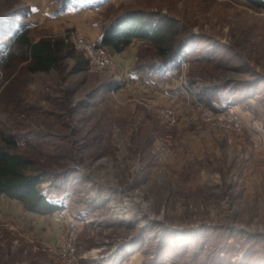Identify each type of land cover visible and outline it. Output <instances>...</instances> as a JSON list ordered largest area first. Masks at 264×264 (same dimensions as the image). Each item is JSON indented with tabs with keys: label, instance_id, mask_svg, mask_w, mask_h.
Instances as JSON below:
<instances>
[{
	"label": "rangeland",
	"instance_id": "rangeland-1",
	"mask_svg": "<svg viewBox=\"0 0 264 264\" xmlns=\"http://www.w3.org/2000/svg\"><path fill=\"white\" fill-rule=\"evenodd\" d=\"M131 11L180 27L171 65L138 40L110 55L113 70L89 69L70 46L48 72L5 58L20 29L90 38ZM150 99L176 123L148 111ZM215 104L233 107L242 129L199 115ZM1 136L46 173L40 189L79 226L83 264H264V10L245 0H0ZM3 219L0 264H59Z\"/></svg>",
	"mask_w": 264,
	"mask_h": 264
},
{
	"label": "trees",
	"instance_id": "trees-1",
	"mask_svg": "<svg viewBox=\"0 0 264 264\" xmlns=\"http://www.w3.org/2000/svg\"><path fill=\"white\" fill-rule=\"evenodd\" d=\"M64 1L67 6L71 4L79 6L80 4L84 6L95 4L97 6L103 3V0ZM245 1L254 8L264 10V0ZM162 20L155 18L152 14L134 11L123 13L106 24L98 25V44L104 47L109 55H115L123 52L134 40L148 41L153 44L163 62L171 65L174 61L173 56L180 48L176 47V37L179 36L181 29L169 21L162 23ZM12 43L14 47H10L12 51L9 48L5 53V58L7 59L11 52L19 53L25 60H28L30 72H48L58 67L63 56L73 54L71 51L73 49L68 47L64 38L40 37L38 40H31L29 31L24 28L12 34ZM75 66V68L83 69L79 64ZM109 86L105 87V92L109 90ZM206 100L209 101L210 97ZM0 138H2L0 144V203L3 198L15 200L22 205L24 211L38 215L59 212L62 205L59 202L52 203L40 189L46 173L32 170L33 160L15 151L17 143L10 136Z\"/></svg>",
	"mask_w": 264,
	"mask_h": 264
},
{
	"label": "built area",
	"instance_id": "built-area-1",
	"mask_svg": "<svg viewBox=\"0 0 264 264\" xmlns=\"http://www.w3.org/2000/svg\"><path fill=\"white\" fill-rule=\"evenodd\" d=\"M65 41L74 50L81 52L87 63V67L91 70H113L115 64L108 54L106 49L98 44L97 39L86 37L81 32L71 31L67 33ZM119 80V76L116 77ZM185 83V80H184ZM159 103L150 99L147 101L146 108L148 111L155 110L158 112L160 120L167 126L176 123L175 112L169 108H162ZM215 110H201L199 115L204 119L217 124L227 131H239L242 129V123L239 115L230 105L215 104ZM79 226L75 223H70L67 229L62 233L58 242L55 245H46L42 241L33 239L29 235H24L28 243L33 244L37 249L51 251L54 259L59 264H83L81 258L77 255L76 239L79 235Z\"/></svg>",
	"mask_w": 264,
	"mask_h": 264
},
{
	"label": "crops",
	"instance_id": "crops-1",
	"mask_svg": "<svg viewBox=\"0 0 264 264\" xmlns=\"http://www.w3.org/2000/svg\"><path fill=\"white\" fill-rule=\"evenodd\" d=\"M94 28L96 29L90 32L89 36L97 39L99 36L98 27L96 26ZM125 57L126 59L124 61L123 67L120 66L124 78L123 81L127 79V66L133 62L134 55H132V53H125ZM131 72L132 71H130V73ZM133 77L136 80L135 83H137L138 79L136 75L134 74ZM121 80L122 79L120 78V81ZM140 87L142 89L144 88L143 85ZM1 215L4 216L3 220H6V222L10 223L11 225H16L22 232L27 234L29 233V235L37 238H41L50 244H56L61 233L69 225V222L62 211L47 215L33 214L24 211L22 205L19 202L5 198H3L0 203V216Z\"/></svg>",
	"mask_w": 264,
	"mask_h": 264
}]
</instances>
